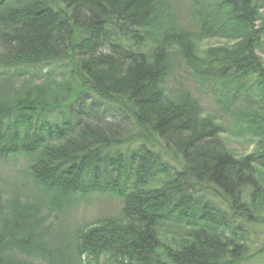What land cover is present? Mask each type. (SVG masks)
<instances>
[{
  "label": "trees",
  "instance_id": "trees-1",
  "mask_svg": "<svg viewBox=\"0 0 264 264\" xmlns=\"http://www.w3.org/2000/svg\"><path fill=\"white\" fill-rule=\"evenodd\" d=\"M193 1L204 36L226 42L205 51L203 66L191 34L167 27L153 37L160 0H0V264H63V241L46 249L43 225L87 193L117 195L123 220L79 230L72 250L66 242L73 264L249 260L236 245L244 230L201 191L260 221L264 0ZM146 39L152 52L136 53ZM172 44L194 74L217 71L234 102L256 97L236 126L252 153L229 148L226 128L189 93L167 91ZM16 158L31 191L6 181ZM169 229L183 234L162 235Z\"/></svg>",
  "mask_w": 264,
  "mask_h": 264
},
{
  "label": "rangeland",
  "instance_id": "rangeland-1",
  "mask_svg": "<svg viewBox=\"0 0 264 264\" xmlns=\"http://www.w3.org/2000/svg\"><path fill=\"white\" fill-rule=\"evenodd\" d=\"M160 2L161 4L157 8L158 12L152 29L162 27V30L157 31L155 29V34L157 35L153 34L154 38L159 36L158 39H160L163 29L165 30L167 27H174L177 32L184 31L185 33L191 34L196 45L193 58H195L198 66H203L202 63L206 50L225 45L226 42L223 38H208L204 36V32L198 22V17L193 14L195 10L193 0H160ZM167 45L169 47L170 43L168 42ZM153 47L154 41L152 39H146L145 44L141 42L134 51L141 54H150ZM168 49L170 52L169 61L171 71L164 84L167 91L169 93L179 91L189 93L200 103L206 115L213 117L219 124H222L226 128L227 137L229 138V148L234 150L239 157L252 153L254 145L247 142L245 138L237 136L236 126L238 125V112L255 105L256 97L254 96L250 100L248 98L244 99L242 98L243 92H240L237 96V101L234 102V90L228 86V83L220 80L217 71H214L213 75L210 74V76L206 77L200 74H194L185 60L176 51L173 44ZM257 55L264 61V51H258ZM212 67L217 66L213 64ZM40 82V80H37L35 84L38 85ZM25 165L26 163L23 158L12 159L8 165L10 176H7L14 183V187L18 186L23 191L28 192L31 191V186L28 184L26 176L23 175ZM201 194L211 197V202L222 213L228 216L227 218L235 224L234 226L239 228V230H244V241L236 243V245H245L242 253L249 260L243 261V264H264V209H261V212L258 211L257 213L259 214L257 215V219L260 220L258 223L253 222L252 224H248L251 217H247L245 214L243 215L242 213L244 212H240V210L230 211L222 197L217 195L211 196L205 190H202ZM67 202V207L62 213L57 216H52V219L45 222L43 227L47 229L43 230L41 239L46 249L50 247L53 250L56 249L59 242L63 241L59 253L62 263L73 264L72 255L66 249V242L68 241L69 248L72 250L75 234L79 230L85 229L89 224L109 218L123 220L122 203L118 196L113 193H87L69 198ZM41 215H44V213ZM247 215L253 216L250 212ZM171 232H173L171 229L162 231V235L170 237L183 234L180 230L174 235L170 234ZM20 259H24V257L22 256ZM29 260L31 264H48L40 259ZM30 263L25 260L13 259L6 264ZM51 264H60V261L56 262L53 259Z\"/></svg>",
  "mask_w": 264,
  "mask_h": 264
},
{
  "label": "bare ground",
  "instance_id": "bare-ground-1",
  "mask_svg": "<svg viewBox=\"0 0 264 264\" xmlns=\"http://www.w3.org/2000/svg\"><path fill=\"white\" fill-rule=\"evenodd\" d=\"M170 71H171V68H170ZM169 75H170V72H169ZM169 75H168V76H169ZM179 93H181V91L177 92V94H179ZM8 172H9V171H8ZM6 176H7V175H6ZM6 179H7L6 181L9 182L12 186H15L14 183L12 182V180H10V177H9V176H7Z\"/></svg>",
  "mask_w": 264,
  "mask_h": 264
}]
</instances>
